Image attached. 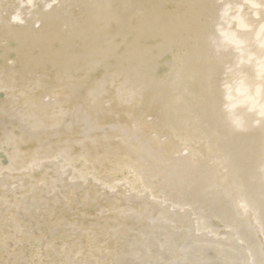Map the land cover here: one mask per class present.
<instances>
[{
	"label": "bare ground",
	"instance_id": "bare-ground-1",
	"mask_svg": "<svg viewBox=\"0 0 264 264\" xmlns=\"http://www.w3.org/2000/svg\"><path fill=\"white\" fill-rule=\"evenodd\" d=\"M251 2L0 0V264H264Z\"/></svg>",
	"mask_w": 264,
	"mask_h": 264
},
{
	"label": "clouds",
	"instance_id": "clouds-1",
	"mask_svg": "<svg viewBox=\"0 0 264 264\" xmlns=\"http://www.w3.org/2000/svg\"><path fill=\"white\" fill-rule=\"evenodd\" d=\"M245 2L251 3L252 8L260 7V5L251 2V0H245ZM54 3H56V0H52V3L48 4L46 7L50 9ZM27 4L29 6H32L33 0H27ZM21 7H24V4H22ZM231 10L232 9L230 5L226 6L223 12L221 13V18L224 19V18L229 17V12ZM236 11H237V16L232 17V19L238 21V27L240 29H247L248 26L244 23L243 20L239 18V12L241 11V9L237 8ZM11 23L13 24H23L24 23V20L19 11L11 17ZM229 27H231V24H229ZM217 31L220 32L221 37L225 38L222 42L235 44L237 51H240L243 45L241 41L235 38V34H232L231 38H229L228 34L225 33L224 31H221L220 29H217ZM262 37H264V24H261L259 32L257 33V40L261 41L259 46L261 49H264V39H262ZM251 59L252 57H249V60ZM244 62L245 61L241 60V63H244ZM258 64H259V71H258L257 78L264 79V59H261L260 61H258ZM224 88L227 92L226 99L230 102L229 110L235 109L238 106H246L249 112H255L258 117L264 119V84L258 85L255 88V91L250 94L249 89L246 87H243V81H241L240 86L235 89L236 95L241 97V99H239L236 102H233L234 101L233 88L228 84H225ZM237 126H239L238 122H237Z\"/></svg>",
	"mask_w": 264,
	"mask_h": 264
}]
</instances>
